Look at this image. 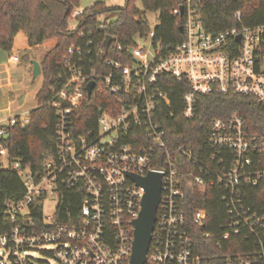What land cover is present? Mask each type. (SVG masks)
I'll use <instances>...</instances> for the list:
<instances>
[{
	"label": "built area",
	"instance_id": "1",
	"mask_svg": "<svg viewBox=\"0 0 264 264\" xmlns=\"http://www.w3.org/2000/svg\"><path fill=\"white\" fill-rule=\"evenodd\" d=\"M201 1L186 0L173 9L185 17L184 39L174 45L156 39L161 26L156 12L159 21L148 31V47L135 42L147 34L140 32L126 46L114 34L107 45V32L102 46L92 49L91 32L86 50L70 46L62 62L66 71L48 100L57 110L55 152L35 172L22 160H12L6 143H0V168L13 170L24 185L22 197L7 200L0 215V264H50L48 259L53 264H130L133 221L142 210L145 189L127 172L143 176L150 171L162 173V190L145 264H205L196 235L206 225L208 211L198 208L191 217L188 211L198 193L214 184L224 187L222 238L238 235L261 246L231 250L223 255V264H264V216L246 203L248 187L264 186V131H250L238 113L216 117L207 140L213 150L200 154L192 144L171 139L158 115L172 103L169 78L187 86L181 97V114L187 119L197 111V98L212 92L248 95L264 103V23L247 25L236 11L237 25L207 31ZM98 17L104 22V15ZM91 80V94L108 92L113 102L99 110L97 126L75 135L71 114L89 97ZM17 122L27 125L28 114L10 117L0 137ZM62 189L81 193L78 215L66 211L67 222L58 219ZM49 194L58 196L53 214H45ZM201 234L211 236L209 231Z\"/></svg>",
	"mask_w": 264,
	"mask_h": 264
},
{
	"label": "trees",
	"instance_id": "2",
	"mask_svg": "<svg viewBox=\"0 0 264 264\" xmlns=\"http://www.w3.org/2000/svg\"><path fill=\"white\" fill-rule=\"evenodd\" d=\"M138 1L127 0L121 6L96 3L84 9L82 14L76 15L77 25L72 28L69 17L79 0H0V49L10 51L18 32H23L28 37L31 48L47 41H55L41 60L44 79L37 93L38 106L28 113V124L23 126L17 122L7 128L5 137H0V143H6L12 160H22L24 166L36 172L43 168L48 156L55 152L57 110L48 104V100L52 96V89L59 86L61 75L66 71L62 62L69 54L68 49L74 44L86 50L88 32H91L94 39L92 49L103 45L106 32L118 35L121 44L130 45L136 34H146L149 31L145 15L149 11L158 12L161 21V26L156 29L157 40L174 45L184 39L180 26L185 23V17L172 12L174 8L184 5L186 0H140L143 9L137 5ZM200 5L205 28L214 33L237 25L234 17L236 11L243 13L242 22L247 25L264 23V0H202ZM98 15H104V22L99 21ZM102 24L106 25L104 29L101 28ZM24 59L28 63L31 58L25 55ZM168 84L166 86L172 103L158 110V115L165 119L164 127L171 139L192 144L200 154H203V149L208 152L213 150L207 145V140L211 121L216 117L227 118L232 113H238L246 120L250 131H264V103L261 104L251 96L232 92H212L199 96L195 115L192 119H187L181 114V97L187 86L172 78H169ZM109 101L113 102L111 94H101L96 90L81 106L74 108L71 114L74 134L84 133L89 127L97 126L99 110L106 107ZM223 192L224 187L214 184L198 193L189 204V217L198 208L208 211L207 223L198 227L196 235L197 250L205 256V264H223V255L231 250L261 248L254 239L245 242L238 235L230 240L222 238L224 224L227 222L226 205L221 200ZM23 194L24 185L19 175L10 168H0V215L4 212L7 200L19 199ZM80 202V192L62 189L59 221L71 220L66 214L68 210L71 216L78 215ZM246 203L264 216V186L248 187ZM203 231H209L211 236L204 238L201 234Z\"/></svg>",
	"mask_w": 264,
	"mask_h": 264
},
{
	"label": "crops",
	"instance_id": "3",
	"mask_svg": "<svg viewBox=\"0 0 264 264\" xmlns=\"http://www.w3.org/2000/svg\"><path fill=\"white\" fill-rule=\"evenodd\" d=\"M19 33L10 51L0 49V128L10 117L26 115L37 108V93L44 79L43 72L36 77L33 74L32 60H38L41 65L42 59L38 54L27 63L24 56L16 52ZM34 48L26 44V49ZM14 56H19V59L15 60Z\"/></svg>",
	"mask_w": 264,
	"mask_h": 264
},
{
	"label": "water",
	"instance_id": "4",
	"mask_svg": "<svg viewBox=\"0 0 264 264\" xmlns=\"http://www.w3.org/2000/svg\"><path fill=\"white\" fill-rule=\"evenodd\" d=\"M183 10V7L180 8ZM180 30H183V26H180ZM112 40V35L108 34L105 39V43L108 45ZM34 77L42 73L41 65L38 60H32ZM95 81L91 80L87 85L88 96L91 95L93 88L95 87ZM127 174L135 180L137 185L145 189L141 206L142 210L140 215L134 219V243L133 251L131 254L130 264H145L147 251L151 244L152 232L155 227V221L157 218L158 204L161 199V180L162 173L150 171L146 175L140 176L132 172Z\"/></svg>",
	"mask_w": 264,
	"mask_h": 264
},
{
	"label": "rangeland",
	"instance_id": "5",
	"mask_svg": "<svg viewBox=\"0 0 264 264\" xmlns=\"http://www.w3.org/2000/svg\"><path fill=\"white\" fill-rule=\"evenodd\" d=\"M127 0H79L78 4H76L75 8L76 9H86L89 7H92L96 3H105L108 6H121L126 3ZM137 5L143 9L142 3L139 0ZM147 20H148V30H153L155 29L156 25L158 24V15L147 11L146 14ZM70 18V26L72 28L76 27L77 25V20L74 18L72 15L69 17ZM135 42L139 45L148 47L151 43V37L149 36L148 32L145 36H137L135 38ZM28 43L27 36L23 33L20 32L18 35V40L17 43L15 44V50L18 54L20 55H29L30 58L36 57L37 54L39 57L42 59L45 55L46 50H48L53 43H55L54 40L52 41H47L44 44L40 45L39 48H34V49H26V44ZM5 164L7 165V159L5 160ZM58 201V196H50L46 199L45 201V214H53L55 212V207L57 205ZM41 257V255L39 254ZM50 261V264H53L54 262L51 259H48Z\"/></svg>",
	"mask_w": 264,
	"mask_h": 264
}]
</instances>
